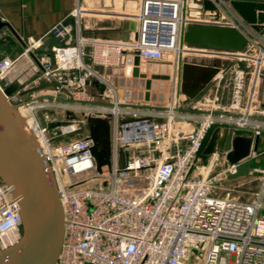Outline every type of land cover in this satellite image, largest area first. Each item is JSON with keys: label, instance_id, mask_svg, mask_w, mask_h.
Wrapping results in <instances>:
<instances>
[{"label": "built area", "instance_id": "2783aa9c", "mask_svg": "<svg viewBox=\"0 0 264 264\" xmlns=\"http://www.w3.org/2000/svg\"><path fill=\"white\" fill-rule=\"evenodd\" d=\"M221 1V15L243 28L241 18L232 17L229 2ZM139 3L137 39L83 36L77 5L69 13L75 26L59 19L46 33L27 36L19 54L0 59V90L15 80L20 83L5 96L24 107L25 123L58 192L63 232L54 264H264L263 203L217 194L214 185L234 172L236 164L228 162L225 150L210 152L205 164L198 163L196 153L214 122L250 126L253 136L264 132V105L257 98L264 73V29L257 33L246 26L250 42L245 47L253 49L183 45L184 50L197 47L243 61L234 67L228 103L217 92L193 101L189 111L182 108L184 98L175 95L164 105L130 103L120 96L112 71L123 66L124 54L154 61L172 52L178 59L182 21L181 0ZM194 15L204 20L211 13L197 10ZM47 35L57 43L42 51ZM125 65L131 75L132 65ZM41 82L49 90L46 96L22 97L20 89ZM88 114L109 122V164L100 172L91 151ZM263 151L251 148L245 158L254 164ZM216 164L222 168L214 172ZM250 169L260 173L264 184V166ZM85 172L89 176H81ZM92 179L94 185L85 184ZM22 233L19 197L0 177V250L16 244Z\"/></svg>", "mask_w": 264, "mask_h": 264}, {"label": "water", "instance_id": "95a60500", "mask_svg": "<svg viewBox=\"0 0 264 264\" xmlns=\"http://www.w3.org/2000/svg\"><path fill=\"white\" fill-rule=\"evenodd\" d=\"M232 8V17L236 20L240 17L243 28L231 23L229 17L221 15L219 5L221 0H181V25L179 30V47L183 45L211 48L215 50L239 51L250 42V34L246 32V26L253 32L262 33L264 29V0H227ZM192 2L194 10L204 12L209 10L210 19L201 20L194 14L187 12L188 3ZM205 14V13H204ZM207 16V13H206ZM130 23V24H129ZM3 23H0V28ZM124 31H120L119 28ZM137 20L130 22L125 19H103L97 22L93 28L87 30L81 24L83 36L95 38L128 39L129 29L133 31V37L137 39ZM120 31V32H118ZM122 62L132 65V75L145 77L146 87L150 85V78H168L169 75L152 73L140 70L142 62L140 55L127 54ZM192 66H186L183 55L178 54L177 68L178 86L181 92V78H187L196 82V97L212 79L216 69L209 74L191 76ZM93 83L103 90V86L97 81ZM37 87L22 88L20 94H26L37 90ZM20 88V83L15 80L8 84L3 91L0 90V177L8 182L13 191L19 197L20 209H22L23 233L16 244L0 250V264H54L57 256L60 240L63 232V215L60 207L55 181L47 171L45 158L39 151L38 141L25 123L17 104L9 101L6 94H10ZM182 92H185L182 90ZM41 96H46L43 94ZM147 96V93H146ZM39 97V96H37ZM36 97V98H37ZM85 122L89 126L90 136L94 140L91 148L96 159V169L101 171L103 164H109V122L107 118L88 114ZM252 127L238 126L234 123H212L204 133V137L198 147L197 156L208 155L215 149L225 150L226 159L235 163V171L227 175L228 178H236L251 174L250 158H245L249 150L257 149L260 135H251ZM264 131V129L262 130ZM119 166H123L125 155L119 150Z\"/></svg>", "mask_w": 264, "mask_h": 264}, {"label": "crops", "instance_id": "0c3cea01", "mask_svg": "<svg viewBox=\"0 0 264 264\" xmlns=\"http://www.w3.org/2000/svg\"><path fill=\"white\" fill-rule=\"evenodd\" d=\"M139 2L140 0H0V23H3L0 28V59L4 55L13 57L19 54L24 46V39L27 36L35 37L46 33L52 26V24L59 19L65 18L67 22H70V17H73L74 23L72 24L73 26H75V18L69 13L77 5L82 8V14L80 15L81 24H83L85 29L87 28L88 30L90 28H93L97 22H100L103 19H125L130 22L136 21L135 15L140 4ZM194 7L197 6H195L192 2H189L187 12L192 14L191 9H197ZM196 11L197 10H195L194 12L196 13ZM119 29L121 32L124 31L122 27ZM128 34V37L131 38L133 36V31L129 29ZM43 39L44 43L40 49L42 51H49V48L52 47L53 44L57 43V39H55L53 36L50 37L47 35ZM252 41L254 45L255 41H257L256 37L253 38ZM250 47L251 46L245 48L249 49ZM184 49V46L178 47V52L179 54L183 55V61L185 65L192 66L190 67L192 69L191 76L195 77L200 73L201 75L209 74L212 72L213 68L216 69L212 79L202 90H207L208 93L205 96L201 95V97L194 98L193 100L196 102L211 98L215 94V92H217L222 77H224V75H226L227 73L233 75L235 69L234 67L236 65H239V63H243L242 60H237L235 56H229L224 54L223 52H210L207 49L204 50L197 47H191L188 48V50ZM125 56L127 55L124 54L121 59H123V57ZM165 59H168V63L170 66L169 70H166L165 66L167 64L161 63V69L156 70V67L155 71H153V64L151 63V61L142 60V62L147 65V68H149L147 70L148 75L155 72L169 75L168 78H150V85L148 88L146 87L145 77H135L132 74L129 75V66L126 67V63H123V66L121 68H115V70H113L111 74L113 81L118 88L120 96H122L123 99L130 103L139 104L140 102L153 106L167 104L166 102H168V100L174 95V93H176L175 96H177V98H181L182 93L178 91L179 86H177L179 72V69L177 68V55L176 53L171 52V54H166L164 58L154 61L162 62ZM125 78H128L127 80H130V82L132 83H130L129 85L125 82L123 83L122 81ZM136 82L138 83L135 84ZM157 82L158 86H160L159 84L161 83H165V85L170 83V85L173 86V91H169V93L166 95L165 90L162 89V87L154 86L155 84H157ZM42 83L43 82L37 84V86L41 85L42 87H46V84ZM258 84L259 87L257 98L261 102V104L264 105V73L261 75ZM224 85L225 87L229 88L230 93L231 82H226ZM40 88L41 87L37 88V90ZM134 88H139L136 92H140V94H138L137 96L132 95V90ZM47 89L48 88L46 87L45 90ZM44 93L47 94L48 92H41V94H37V96H41ZM22 97H26V94H24ZM225 97H227V94L225 95ZM224 99L225 101L223 102L228 103L229 99ZM182 108L185 109L184 105L182 106ZM198 110L199 109H197V111ZM261 160L262 159L260 158L257 162L252 164L251 168L261 166L259 164ZM253 173L256 172H251V174L249 175H242L233 178L234 180L232 181V185L238 186L242 183L247 182L248 179H251L253 177Z\"/></svg>", "mask_w": 264, "mask_h": 264}, {"label": "rangeland", "instance_id": "374dc122", "mask_svg": "<svg viewBox=\"0 0 264 264\" xmlns=\"http://www.w3.org/2000/svg\"><path fill=\"white\" fill-rule=\"evenodd\" d=\"M69 21L71 23H74L73 17H70ZM50 49H51V47L49 48V51H50ZM151 63L153 65L154 64L157 65L156 70L157 69L158 70L161 69V67H162L161 63L167 64L165 66L166 70H169V68H170L169 63H168V59H165L162 62L151 61ZM232 77H233V75L230 74V73H227L226 75H224V77H222V80L220 82V86L217 89L218 99L221 102L225 101L224 98H226V100H227V98L229 99V95H230L229 88L225 87L224 84L226 82H231L232 81ZM42 84H45V83L43 82ZM177 84H178V82H177ZM166 85H167L166 87L164 86L165 87L164 90H165V93L167 95L169 93V91L170 92L173 91V86H171L170 83H168ZM196 85H197V83L193 82L192 80H188L187 78L186 79L185 78H181L180 86H181L182 97L184 98L183 99V105H184L185 109L188 110V111L190 109V105L194 101L193 100L194 98L201 97V95L205 96L208 93L207 90H206V91H202L201 93H199L200 95H197L194 98L191 97L190 95L195 93L194 91L196 89ZM46 87L43 86V87H41L40 89H38L36 91H30V92L26 93L27 98L35 97V96H37V94H41V92H49L48 89L45 90ZM182 90L185 91V92H182ZM261 90H262V86H261ZM261 92H260V94H261ZM44 94H46V93H44ZM226 94H227V97H225ZM11 102L16 103L18 108L22 107V104L19 105L18 101H15V102L11 101ZM22 108L24 110V107H22ZM56 112L59 115H62V113H63L61 111V109H56ZM72 135H77V133L75 132V133H72L71 135H67L66 138H70V137H72ZM257 150H264V132H262L261 136L259 137ZM260 158L262 160H261V162L259 164L261 166H263L264 165V151L261 154ZM208 159H209V154L208 155H202L198 159V163L199 164H205V163L208 162ZM222 166H224V165H222ZM220 168H222L221 165L220 164H216L213 167L212 170L215 172V171H218ZM107 170H108L107 167L104 168L103 169V173H106ZM81 176H89V174H87V172H85L84 174H81ZM260 178H261L260 173H253V177L251 179H248L247 182L242 183L241 185L237 186V185H232V181L234 179L233 178H228L227 175H226L225 178L223 176V177L220 178V180L218 182H216V185H214V191L217 194H219L220 196H224V195H226L228 193L230 196H234V197L240 198L242 200L244 199V200H248V201H253V200L259 198L260 201L263 203V207L260 209L259 214L264 215V190L262 189L264 187V184L261 183ZM95 183H96V180L92 179L90 181H87L85 184L86 185H94ZM229 187H231V188H229Z\"/></svg>", "mask_w": 264, "mask_h": 264}, {"label": "bare ground", "instance_id": "6f19581e", "mask_svg": "<svg viewBox=\"0 0 264 264\" xmlns=\"http://www.w3.org/2000/svg\"><path fill=\"white\" fill-rule=\"evenodd\" d=\"M80 12H78V14H82V8H80V10H79ZM191 13L192 14H194L195 12V10L192 8L191 9ZM183 47V46H182ZM157 67V65L156 64H154L153 65V71H155V68ZM149 68H147V65L146 64H144L143 62H141L140 63V70H142V71H145V72H147V70H148ZM128 78H125V79H123V83L125 82V83H127L128 85L130 84V83H132V82H130V80H127ZM120 82H121V80H120ZM138 82H136L135 84H137ZM160 86H158V82H157V84H155L154 86H158V87H162V89H165V87H166V85H165V83L164 84H159ZM162 85V86H161ZM165 87H164V86ZM136 87V86H135ZM135 89V90H134ZM133 90H132V95H135V96H137L138 94H140V92H136L137 91V89H139V88H134ZM174 95H175V93H174ZM18 110H19V112H20V114H22V116H24V110H23V108L22 107H19L18 108Z\"/></svg>", "mask_w": 264, "mask_h": 264}]
</instances>
